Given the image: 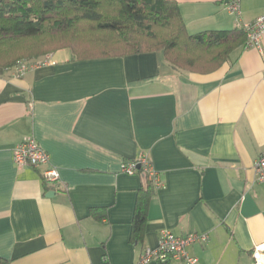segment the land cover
<instances>
[{
    "label": "crops",
    "instance_id": "obj_1",
    "mask_svg": "<svg viewBox=\"0 0 264 264\" xmlns=\"http://www.w3.org/2000/svg\"><path fill=\"white\" fill-rule=\"evenodd\" d=\"M174 1L189 34L264 14V0H241L238 15L230 0ZM261 47L235 50L210 74L175 69L161 52L72 61L60 50L21 76L16 67L0 75V264H135L163 231L206 234L187 248L198 264H264V184L254 171L264 153V35ZM28 138L47 166L13 163ZM141 156L162 186L135 247L141 179L120 165ZM49 168L59 180L45 192Z\"/></svg>",
    "mask_w": 264,
    "mask_h": 264
},
{
    "label": "trees",
    "instance_id": "obj_2",
    "mask_svg": "<svg viewBox=\"0 0 264 264\" xmlns=\"http://www.w3.org/2000/svg\"><path fill=\"white\" fill-rule=\"evenodd\" d=\"M245 42L238 28L189 34L174 0H0V75L18 62L60 50H68L72 61L161 52L175 69L210 74ZM135 175L141 185L129 243L136 247L144 240L158 188L141 168ZM41 180L47 192L50 186ZM90 214L98 221L104 218L97 209Z\"/></svg>",
    "mask_w": 264,
    "mask_h": 264
},
{
    "label": "built area",
    "instance_id": "obj_3",
    "mask_svg": "<svg viewBox=\"0 0 264 264\" xmlns=\"http://www.w3.org/2000/svg\"><path fill=\"white\" fill-rule=\"evenodd\" d=\"M240 1L241 0H230L227 5V11L232 15H238L240 13ZM238 29L246 34L245 49L254 48L259 51L262 50L261 39L264 35V14L250 23L239 24ZM45 58L48 57L46 56ZM42 64V61L31 64L18 63L16 66L17 75L21 76L28 69ZM12 160L18 167L29 166L32 168H40L49 164L48 154L33 138L24 139L13 148ZM137 168L142 169V173L147 176L148 180L151 181L156 188L162 186L160 176L154 170L147 156H141L136 160L126 161L120 165V171L127 175H135ZM254 171L255 181L264 184V153L256 160ZM42 178L48 186H51L58 182L59 175L55 169L49 168L42 174ZM207 238L206 234H191L186 237H178L169 231H163L159 236L157 246L155 248H145L142 250L135 264H147L151 261L163 263L169 260L182 261L185 264H198V260L195 257L188 255L187 248L196 242L204 243Z\"/></svg>",
    "mask_w": 264,
    "mask_h": 264
},
{
    "label": "rangeland",
    "instance_id": "obj_4",
    "mask_svg": "<svg viewBox=\"0 0 264 264\" xmlns=\"http://www.w3.org/2000/svg\"><path fill=\"white\" fill-rule=\"evenodd\" d=\"M46 56H49V55H46ZM46 56H42V57H39V58H36V59H32V60H24L23 62H18V63H27V64H31V63H35L37 61H41L43 58H45ZM17 63V64H18ZM17 64L15 65V67L17 66Z\"/></svg>",
    "mask_w": 264,
    "mask_h": 264
},
{
    "label": "bare ground",
    "instance_id": "obj_5",
    "mask_svg": "<svg viewBox=\"0 0 264 264\" xmlns=\"http://www.w3.org/2000/svg\"><path fill=\"white\" fill-rule=\"evenodd\" d=\"M261 259V258H260Z\"/></svg>",
    "mask_w": 264,
    "mask_h": 264
}]
</instances>
